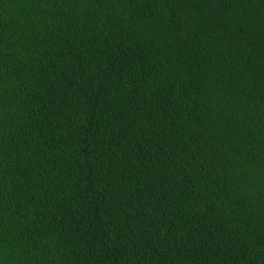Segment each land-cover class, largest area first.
<instances>
[{"label":"trees","instance_id":"trees-1","mask_svg":"<svg viewBox=\"0 0 264 264\" xmlns=\"http://www.w3.org/2000/svg\"><path fill=\"white\" fill-rule=\"evenodd\" d=\"M0 264H264V0H0Z\"/></svg>","mask_w":264,"mask_h":264}]
</instances>
